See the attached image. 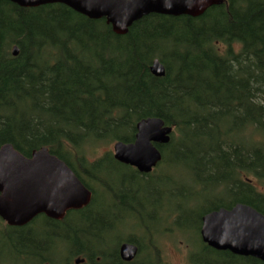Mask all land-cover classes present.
<instances>
[{
	"label": "trees",
	"instance_id": "obj_1",
	"mask_svg": "<svg viewBox=\"0 0 264 264\" xmlns=\"http://www.w3.org/2000/svg\"><path fill=\"white\" fill-rule=\"evenodd\" d=\"M155 60L165 66L163 79L150 73ZM153 118L173 128L170 142L157 147L156 168L172 162L196 184L214 186L200 228L206 214L236 205L264 215L257 188L264 187V0H226L198 19L150 15L124 36L62 4L22 9L0 0V149L11 145L30 158L46 148L92 193L90 205L62 221L37 217L43 246L35 221L9 227L18 236L17 258L73 264L85 254L88 264H164L155 246L141 259L144 247L134 237L110 248L116 229L104 228L94 213V185L112 193L114 208L125 207L101 171L110 163L134 168L111 153L93 163L86 156L100 145L133 143L138 123ZM72 215L76 223H66ZM123 242L139 247L133 263L119 257ZM200 242L194 264H263Z\"/></svg>",
	"mask_w": 264,
	"mask_h": 264
},
{
	"label": "water",
	"instance_id": "obj_2",
	"mask_svg": "<svg viewBox=\"0 0 264 264\" xmlns=\"http://www.w3.org/2000/svg\"><path fill=\"white\" fill-rule=\"evenodd\" d=\"M7 1L22 9L62 4L90 20H105L116 35L124 36L136 22L150 15L198 19L226 0ZM12 55H19L18 47L12 49ZM150 73L163 79L165 66L155 60ZM172 133L173 128L158 118L141 120L133 143L114 145V160L141 175H150L162 162L157 147L168 144ZM91 199L92 193L69 166L46 148L33 152L30 158L19 154L11 145L0 149V219L10 228L26 227L41 215L54 221L62 220L71 210H82L90 205ZM201 220L203 244L217 252L252 258L264 264V215L256 209L236 205L230 210L206 214ZM119 248V257L125 263H133L138 256L139 247L134 244L123 243Z\"/></svg>",
	"mask_w": 264,
	"mask_h": 264
},
{
	"label": "rangeland",
	"instance_id": "obj_3",
	"mask_svg": "<svg viewBox=\"0 0 264 264\" xmlns=\"http://www.w3.org/2000/svg\"><path fill=\"white\" fill-rule=\"evenodd\" d=\"M115 144L100 145L92 152L86 150L88 161L93 163L107 153H111L114 158ZM159 168L152 172V178L141 179L133 172L135 169L117 167L112 163L106 165L101 171V177L107 187L121 196L120 200L126 206L114 208L112 193L97 184L94 187H97L99 193L93 211L99 213V222L104 228L113 225L116 229L108 237L110 248L115 250L122 241L134 237L144 247L141 257L143 260L156 252L152 248L155 246L164 264H194L195 257L202 250L199 217L207 209L208 202H212L216 196L214 186L196 184L195 178L172 162ZM257 188L260 193H264V187L260 183ZM74 216L76 215L70 216L66 223L75 224ZM36 223L37 221L33 227ZM43 226V221H38L39 246L47 244V239L41 236ZM8 228L0 219V264H33L31 260L17 258L12 246L18 243V236ZM72 247L73 245L70 248L67 246V249ZM86 259L84 254L76 256L72 262L76 264V260Z\"/></svg>",
	"mask_w": 264,
	"mask_h": 264
},
{
	"label": "flooded vegetation",
	"instance_id": "obj_4",
	"mask_svg": "<svg viewBox=\"0 0 264 264\" xmlns=\"http://www.w3.org/2000/svg\"><path fill=\"white\" fill-rule=\"evenodd\" d=\"M38 217H43L44 219H48V220H51V221H54V220H52V219H49L47 216H45V215H41V216H38ZM65 218V217H64ZM37 218H35L31 223H33L35 220H36ZM62 220H64V219H62ZM61 220V221H62ZM55 222H58V221H55ZM30 223V224H31ZM29 224V225H30ZM220 253V252H219ZM240 257V256H239ZM241 258H243V257H241ZM252 259V258H251ZM254 260V259H253ZM84 263H82V264H85V263H87L86 261H83Z\"/></svg>",
	"mask_w": 264,
	"mask_h": 264
},
{
	"label": "bare ground",
	"instance_id": "obj_5",
	"mask_svg": "<svg viewBox=\"0 0 264 264\" xmlns=\"http://www.w3.org/2000/svg\"><path fill=\"white\" fill-rule=\"evenodd\" d=\"M152 66V65H151ZM137 134V133H136Z\"/></svg>",
	"mask_w": 264,
	"mask_h": 264
}]
</instances>
